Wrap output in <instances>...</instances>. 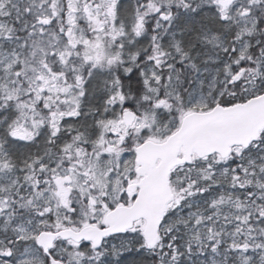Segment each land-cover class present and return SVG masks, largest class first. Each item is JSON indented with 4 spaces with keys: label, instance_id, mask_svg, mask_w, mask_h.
<instances>
[{
    "label": "snow or ice",
    "instance_id": "1",
    "mask_svg": "<svg viewBox=\"0 0 264 264\" xmlns=\"http://www.w3.org/2000/svg\"><path fill=\"white\" fill-rule=\"evenodd\" d=\"M0 264H264V0H0Z\"/></svg>",
    "mask_w": 264,
    "mask_h": 264
}]
</instances>
